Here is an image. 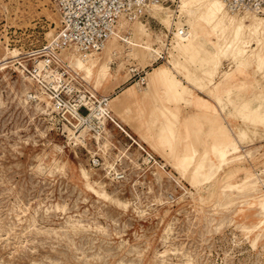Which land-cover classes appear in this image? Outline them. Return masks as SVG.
I'll use <instances>...</instances> for the list:
<instances>
[{
  "label": "rangeland",
  "instance_id": "374dc122",
  "mask_svg": "<svg viewBox=\"0 0 264 264\" xmlns=\"http://www.w3.org/2000/svg\"><path fill=\"white\" fill-rule=\"evenodd\" d=\"M181 5L164 0L121 21L99 52L61 53L99 92L129 84L111 96L114 118L163 170L110 123L97 144L102 167L90 165V134L80 144L54 129L27 70L55 36L58 12L51 0H0V264H264V69L226 56L211 77L218 34ZM180 25L193 43L178 50ZM77 54L97 58L91 74ZM224 145L234 149L220 166ZM113 158L126 178L103 169ZM83 168L109 197L87 187Z\"/></svg>",
  "mask_w": 264,
  "mask_h": 264
},
{
  "label": "built area",
  "instance_id": "2783aa9c",
  "mask_svg": "<svg viewBox=\"0 0 264 264\" xmlns=\"http://www.w3.org/2000/svg\"><path fill=\"white\" fill-rule=\"evenodd\" d=\"M51 2L59 15L58 29L54 37L33 52L34 62L27 72L48 104L52 114L50 121L54 129L73 143L80 144H84L89 139L85 135L90 134L98 149L92 154L90 165L102 167L103 160L107 161L101 155L105 151L97 145L94 136L105 131L110 123L125 133L131 140V145L134 143L137 146L144 163L156 164L160 169H167L159 158L128 134L115 120L109 106L110 97L97 93L83 74L73 69L69 61L61 56L62 52L69 49L82 53L101 51L107 41L116 35L121 21L131 22L142 18L150 6L161 4L164 0H51ZM222 2L231 13L264 14V0ZM175 30L178 31V35L184 36L187 26L180 25ZM159 58L162 56L159 55ZM132 76L138 78L137 81L141 84L145 83L144 76L140 74ZM113 159L115 161L109 162L103 169L112 171V179L116 181L126 178V169L119 166L118 159ZM169 197L172 198V195Z\"/></svg>",
  "mask_w": 264,
  "mask_h": 264
},
{
  "label": "bare ground",
  "instance_id": "6f19581e",
  "mask_svg": "<svg viewBox=\"0 0 264 264\" xmlns=\"http://www.w3.org/2000/svg\"><path fill=\"white\" fill-rule=\"evenodd\" d=\"M181 2H182L181 6L183 12H185L195 21H197L198 19H203L218 34L219 44L217 48L212 52L213 57L212 59H210L211 61L207 69L211 77H214L217 73L223 72V70L221 71L219 70L222 64L221 61L226 56L232 57L235 63L251 62L256 65L258 70L264 69V17H257L256 14L250 12H246L241 15L229 14L222 0H181ZM195 9L201 10V13H196ZM191 32H192L191 30H189L188 32L186 31L185 34L186 36L184 35L185 37L183 36L180 37V38L183 37L182 39L184 40L178 41L176 43L175 47L178 50H180L181 47H183V45L186 43L188 45L193 43V38L191 39L192 36ZM176 33L178 34V31H176ZM91 54L90 55L77 54L75 56L76 65L79 67V69L86 70L88 74H91L92 65H94V61L97 60V58H95ZM161 74L162 71L160 70V68H155L153 78L158 79L161 77ZM115 99L116 98H114L113 100ZM110 102H109V106H110ZM108 132H109L108 130H105V134L95 135L94 138L99 143L101 140H106L107 137L106 134H108ZM228 145H224L223 147L216 148V152L218 153L220 160V166L224 164L223 162L226 159L228 152L232 151L230 149H234V147L231 148ZM103 146L105 147V144L100 145V147ZM106 147L109 146L107 145ZM81 171L83 173V176L87 180L86 181L87 187L89 189L103 196L104 198L109 197L106 190H102L100 192L94 187V185L90 181L88 172L84 168ZM209 174L210 173L208 172L204 175L205 177L207 176L208 179L213 178L214 173L210 177L208 176ZM118 203L127 206V202H122L119 200ZM261 207L263 209L262 212L264 214V199L261 202Z\"/></svg>",
  "mask_w": 264,
  "mask_h": 264
},
{
  "label": "crops",
  "instance_id": "0c3cea01",
  "mask_svg": "<svg viewBox=\"0 0 264 264\" xmlns=\"http://www.w3.org/2000/svg\"><path fill=\"white\" fill-rule=\"evenodd\" d=\"M131 77H132V74H130V76H129V79H131ZM88 81V83H89V85L90 86H92L93 88H94V86L89 82V80H87ZM134 82V81H133ZM124 82H120V83H118V84H111L110 85V89H108L107 90V88L106 89H103L102 90V92H99L98 90H96L95 88V90L97 91V93H99V94H103V95H108L109 97H110V100H111V96H113L114 94H118L121 90H122V88H124L125 86H127V85H129V84H127V85H122ZM134 83H137V82H134ZM132 84V83H131ZM121 86H123V87H121ZM118 88H121L120 89V91H118V93H116V91L115 90H118ZM105 93H108V94H105ZM113 100V99H112ZM110 102V101H109ZM113 112V111H112ZM114 116V115H113ZM115 118H116V116H115ZM118 120V119H117ZM119 122L121 123V125L124 127V128H127L126 126H125V124H123V122H121L120 120H119ZM127 130H128V128H127ZM138 141L140 142V143H142V144H144L146 147H147V145L144 143V142H142L141 140H139L138 139ZM156 154V153H155ZM157 156H159L158 154H156ZM160 158H162L161 156H159ZM163 159V158H162Z\"/></svg>",
  "mask_w": 264,
  "mask_h": 264
}]
</instances>
